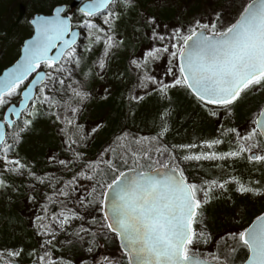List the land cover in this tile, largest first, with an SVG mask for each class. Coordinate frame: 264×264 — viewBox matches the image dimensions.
I'll use <instances>...</instances> for the list:
<instances>
[{"label": "snow or ice", "instance_id": "1", "mask_svg": "<svg viewBox=\"0 0 264 264\" xmlns=\"http://www.w3.org/2000/svg\"><path fill=\"white\" fill-rule=\"evenodd\" d=\"M211 2L203 14L172 26L147 10L137 13V30L149 46L131 55L116 78L135 73L125 96L129 116L155 95L156 128L141 134L122 127L93 156L87 150L103 121L80 122L93 99L86 85L93 76L103 79L125 46L119 24L140 9V0H87L82 28L59 7L28 22L34 34L0 76V191L18 192L13 178H27L26 198L36 208L29 226L38 241L27 250L23 243L0 247V264H236L241 247L247 252L240 264H264V103L243 126L234 123L238 106L264 94V0ZM174 91L218 120L215 136L167 141ZM41 121L63 137L59 152L46 155L55 172H38L34 160L20 155L25 139L43 130ZM240 161L260 178L237 173L233 164ZM212 170L221 174L209 176ZM233 193L262 206L250 222H243L245 208L234 214V229L213 233L207 209L219 200L234 205Z\"/></svg>", "mask_w": 264, "mask_h": 264}, {"label": "rangeland", "instance_id": "2", "mask_svg": "<svg viewBox=\"0 0 264 264\" xmlns=\"http://www.w3.org/2000/svg\"><path fill=\"white\" fill-rule=\"evenodd\" d=\"M25 0H20V3H23ZM230 3V2H229ZM204 13V12H202ZM75 14V13H74ZM72 14V15H74ZM30 15V10L26 12L18 11L17 15H15V22L18 24V28L15 29L10 37V40H2L0 39V58L3 59V63L7 61H14L17 58L18 46L21 43L20 34L22 31L27 30L28 36L31 35V27L28 26V17ZM74 19V18H73ZM82 19V18H81ZM139 19V16L135 14V16L131 19V23L128 28L125 26V19L122 20L119 24L120 34L124 37L130 36L133 43H138L141 40L146 38L142 37L141 31H138V25L136 21ZM80 20V19H79ZM75 26L82 28L77 21L73 20ZM99 22V21H98ZM169 26L174 25L173 23H166ZM31 31V33H30ZM18 32V33H16ZM149 46V42L141 43L139 50L135 53V55L140 56L142 55V51L145 47ZM7 62V63H8ZM156 73L161 71L164 67V62H159L156 66ZM120 71H124L120 65H115L114 70L112 72V88H115V84L118 82H123V86L119 89L117 98L122 99L125 101L126 108L125 113L122 115L123 118L120 121L119 128L117 129V134L122 127H127L130 131L136 132L139 131L141 134H149L150 132L154 131L156 125L154 123L155 120H158V111L160 110V103L157 102V98L155 95H152L145 99V101L141 102L139 105L136 106V111L134 112L133 116L128 115L129 104L125 99L127 95L128 89L134 83L133 79H129L125 77L123 79H117V75ZM104 87H107L105 85ZM104 87H101V90L97 89L96 92L101 96V99L105 98V91ZM16 100L19 97L15 98ZM173 115L170 119L171 123V130L167 134V141L171 143H190L193 141L194 138H210L216 135V129L218 126V120H210L208 119L202 110L195 105L191 98L188 97L183 91H174L173 92ZM104 121V118H101L99 122ZM245 122L244 120L239 121L238 114L235 113V125L243 126ZM41 125L43 126V130L37 135L33 137L30 135L28 136L26 143L24 146H20V155L22 157H27V159L31 160L33 153L35 152V148L45 146L46 144V136H48L53 130H56L52 125L48 124L47 121H41ZM57 132V131H56ZM114 134V135H115ZM113 135V136H114ZM112 136V137H113ZM111 137V138H112ZM110 139H106L104 143L101 145L99 150L107 143ZM103 140V139H101ZM91 146V145H89ZM221 148H226L227 145L220 146ZM96 150V151H99ZM89 156H93L94 154L89 153ZM210 167V162H205V168ZM235 167L236 172L241 174L242 176L246 177L249 173H251V167L244 161L235 162L233 164ZM259 167V166H257ZM35 168V167H34ZM186 170H189V165H185ZM191 170H189V175L191 176ZM204 172H201V175H204ZM218 171L212 170L209 173V176L212 175H220ZM256 179H259L260 176L256 173H251ZM26 177H18L13 178V183L16 187L19 184L26 180ZM231 187V185H230ZM19 189V187H18ZM19 192V191H18ZM18 192H13L11 189H8L7 192L0 191V211H3L4 208L9 207L12 203H14ZM233 199L235 204H230L227 200H219L212 203L207 209V219L205 223L208 224L210 231L213 233H220L222 234L223 230L228 229L232 230L235 227V221L233 219L234 214L237 211H240L243 214V209H247V215H245L244 223L250 222L249 217H251L253 212H256L262 206V201L258 200L254 197H250L249 195H237L233 193ZM258 214V213H257ZM1 222V221H0ZM38 238L34 236L33 240L28 238V235L24 232V229L18 224H14L8 231L5 230L4 223H0V247H11L16 246L21 243L24 244L25 249H29L31 247H35L37 245ZM116 245L111 246V251L115 252ZM225 249L223 244H221V252L224 253ZM238 251V250H237ZM57 254H60L57 251ZM237 252L235 253V255ZM79 255V253H77ZM234 255L233 259L235 260L236 264H240V260L244 257L242 254L238 256V259H235L236 256ZM240 261V262H239ZM21 264H28L27 259H22Z\"/></svg>", "mask_w": 264, "mask_h": 264}, {"label": "trees", "instance_id": "3", "mask_svg": "<svg viewBox=\"0 0 264 264\" xmlns=\"http://www.w3.org/2000/svg\"><path fill=\"white\" fill-rule=\"evenodd\" d=\"M70 1L71 0H25L23 3H20V0H0V39L7 41L10 40L12 32L18 28L16 22L13 24L15 15H17L18 11L24 13L30 10V15L27 20V22H29L35 13H51L55 5L59 3H69ZM229 2L230 0H217L218 4H228ZM140 3V9H137L136 12H132L125 17L124 23L126 28L129 27L131 19L135 14L142 10H147L149 13L156 14L161 24L173 23L175 25L179 21L190 19L193 15L199 16L203 14L202 12H205L206 9L212 7L211 0H155V2H151V0H140ZM83 16L84 14L76 12L72 15V18L78 23L79 19L83 18ZM28 26H30L29 23ZM32 30L33 28L31 27V31ZM20 37L21 41L27 38V30L22 31ZM143 42H147V40L144 39L135 44L130 36L125 37V46L118 50L115 56H113L108 70L105 73H102L103 79L93 76L86 85L89 90H91L93 99L86 102V110L80 116V122L86 127H91L94 126V123L99 122L101 118H104L103 127L98 130L97 134H94L95 139L90 142L91 146H89L87 150L89 153H97L98 151L96 150H99L98 148L101 147L104 141L110 139L119 128L120 121L123 118L122 115L125 113L126 104L124 100L117 98L118 91L123 86V82L116 83L115 88H112V72L115 65H120L123 70H125L131 55L139 50L141 43ZM99 51L100 47L95 48L90 54V57H95ZM7 62L3 63V59L0 58V73L13 61ZM125 75L129 79L135 80L134 72H125ZM105 85H107V87H104ZM101 87H104L105 89L107 88L109 92V95L104 99H101L100 93L98 94L96 92L97 89L101 90ZM237 114L239 121L244 120L243 115L240 116L239 113ZM32 136L34 137L35 134ZM27 138L24 143L28 142ZM46 138L45 146L35 148L31 160L35 161L34 170L38 172L41 170L55 172L56 169L54 167L47 165L46 155L53 152H59V149L62 146L61 141L63 137L58 131L56 132V130H53L48 136H46ZM24 143L22 146H24ZM60 155L61 158H63L65 154L61 153ZM25 181L26 180H23L19 184V192L14 203L9 207L4 208L3 211H0V223H4L6 231H8L14 224L20 223L24 232L28 235V238L33 240L35 235L29 225L31 223L30 217L36 211V208L33 206L32 202L28 201L26 198L29 192V187L28 183ZM35 194L39 199V192ZM246 252L247 250L243 247L239 248L235 255V259H238L240 254L246 258Z\"/></svg>", "mask_w": 264, "mask_h": 264}, {"label": "water", "instance_id": "4", "mask_svg": "<svg viewBox=\"0 0 264 264\" xmlns=\"http://www.w3.org/2000/svg\"><path fill=\"white\" fill-rule=\"evenodd\" d=\"M87 3V0H71L68 4L67 3H60V4H57L54 6L53 10L51 13H35L30 20H32L35 16L37 15H54L55 14V10L59 7V8H62L63 11L61 12V15H68L71 17L72 19V14H74L77 10L80 11V9L83 7V5ZM72 23H73V20H72ZM74 25V23H73ZM75 26V25H74ZM77 27V26H75ZM80 28V27H79ZM32 34H34V29H33V32ZM31 34V35H32ZM30 35V36H31ZM30 36H28L27 38H25L24 40H27L30 38ZM14 63V61L12 62ZM11 63V64H12ZM11 64H9L7 67L11 66ZM4 70V69H3ZM3 70L1 71L0 73V76L3 75Z\"/></svg>", "mask_w": 264, "mask_h": 264}, {"label": "flooded vegetation", "instance_id": "5", "mask_svg": "<svg viewBox=\"0 0 264 264\" xmlns=\"http://www.w3.org/2000/svg\"><path fill=\"white\" fill-rule=\"evenodd\" d=\"M260 103H264V94H254L247 98L244 105L238 106L235 113H239L240 116L243 115L246 118L249 112L254 110Z\"/></svg>", "mask_w": 264, "mask_h": 264}]
</instances>
